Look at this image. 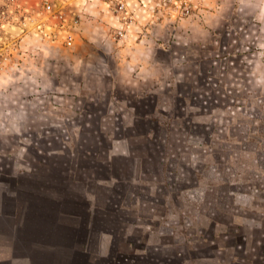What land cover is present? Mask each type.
<instances>
[{
  "label": "rangeland",
  "instance_id": "rangeland-1",
  "mask_svg": "<svg viewBox=\"0 0 264 264\" xmlns=\"http://www.w3.org/2000/svg\"><path fill=\"white\" fill-rule=\"evenodd\" d=\"M13 2L43 10L59 0H0V17ZM68 12L57 9V23ZM239 29H219L214 43L190 57L191 73L179 84L127 94L105 76L98 91L73 101L67 131L38 121L22 137L0 139V184L39 193L62 173L75 194L95 196L100 223L86 243L94 264H264V98L228 84L227 73L240 68L233 45ZM165 43L161 56L184 52ZM73 48L86 58L100 55L83 40ZM50 65L54 86L82 78L62 57ZM123 98L136 107L131 126L121 119L129 110H121ZM107 131L128 138L141 156L135 179L127 159L107 157ZM101 228L108 232L100 238Z\"/></svg>",
  "mask_w": 264,
  "mask_h": 264
},
{
  "label": "clouds",
  "instance_id": "clouds-1",
  "mask_svg": "<svg viewBox=\"0 0 264 264\" xmlns=\"http://www.w3.org/2000/svg\"><path fill=\"white\" fill-rule=\"evenodd\" d=\"M4 8L0 139L22 137L38 121L67 131L65 123L75 114L73 101L98 91L105 76L112 77L111 86L137 94L183 82L193 67L190 57L214 43L226 24H240L233 41L239 45L240 68L227 73L228 84L264 98V0H59L44 4L43 10L39 4L15 2ZM65 8L68 15L59 24L56 10L63 15ZM77 39L100 55L75 54ZM165 41L184 52L161 56ZM60 57L84 79L69 77L54 86L48 69L50 60Z\"/></svg>",
  "mask_w": 264,
  "mask_h": 264
},
{
  "label": "crops",
  "instance_id": "crops-1",
  "mask_svg": "<svg viewBox=\"0 0 264 264\" xmlns=\"http://www.w3.org/2000/svg\"><path fill=\"white\" fill-rule=\"evenodd\" d=\"M83 79L82 75L80 81ZM125 93L131 94L130 91ZM119 103L121 110L129 105L125 98ZM110 108L111 113L115 112V101H111ZM135 108L129 105V110H123L121 119L126 125L131 126L135 121ZM111 132L107 131L111 137L107 157L127 159L131 164V178L135 179L141 156L131 149L128 138L115 137ZM67 179V174L57 173L53 183L39 193L15 189L8 192L7 187L0 184V264H94L86 243L96 237L94 231H98L96 225L100 223L97 198L92 194L87 198L75 194L67 185ZM83 204L87 209L81 208ZM104 232L108 231L101 228L98 237ZM105 250L97 256H103Z\"/></svg>",
  "mask_w": 264,
  "mask_h": 264
},
{
  "label": "built area",
  "instance_id": "built-area-1",
  "mask_svg": "<svg viewBox=\"0 0 264 264\" xmlns=\"http://www.w3.org/2000/svg\"><path fill=\"white\" fill-rule=\"evenodd\" d=\"M48 5L50 6V4L48 3Z\"/></svg>",
  "mask_w": 264,
  "mask_h": 264
}]
</instances>
